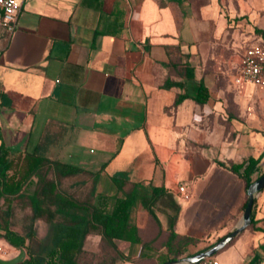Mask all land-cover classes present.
Segmentation results:
<instances>
[{"label": "crops", "instance_id": "1", "mask_svg": "<svg viewBox=\"0 0 264 264\" xmlns=\"http://www.w3.org/2000/svg\"><path fill=\"white\" fill-rule=\"evenodd\" d=\"M18 25L0 33V144L94 172L96 203L123 197L112 177L128 172L141 242L109 240L114 264L166 262L169 227L208 247L236 226L248 188L231 167L264 173V85L233 77L264 42V0H25ZM254 206L221 264H264V187Z\"/></svg>", "mask_w": 264, "mask_h": 264}, {"label": "trees", "instance_id": "2", "mask_svg": "<svg viewBox=\"0 0 264 264\" xmlns=\"http://www.w3.org/2000/svg\"><path fill=\"white\" fill-rule=\"evenodd\" d=\"M260 33L264 38V31ZM207 98L208 92L202 85L197 99L205 102ZM254 163L255 160L251 158L243 170L237 171L231 167V170L245 179L246 188L252 183L250 174ZM51 169L57 175V179L48 177L47 173ZM93 174L94 172L76 165L51 159L41 146L32 151L12 152L4 143L0 144V237H4L17 248L27 249V257L15 264H81V255L85 252L84 241L89 233L102 234L112 242L114 239L141 242L137 226L130 223L131 209L138 197L137 183H133V188L125 196L115 197L112 204L110 197H105L96 203L94 187H91V194L83 201L68 196L59 187V183L65 178L80 177L79 181L83 183L84 175ZM35 177L36 181H34ZM112 179L118 189H122L128 181V172L119 171L113 175ZM31 184L34 185V189L27 192L26 189ZM165 191L164 187L155 186L152 197L145 201L154 215L152 205ZM24 195L28 196L30 201V221L25 231H18L13 228V202L15 196ZM1 200L6 206L5 209L1 207ZM247 201L248 199L244 202L243 208ZM54 205L58 209L73 211L75 220L71 223L57 222L50 243L44 244L37 237L34 224L39 219L53 221L56 216L55 209L52 208ZM254 209L255 206L251 225L257 222ZM169 228L171 229L167 241L169 251L181 248L195 240L190 236H179L172 227ZM200 250L202 249L198 251Z\"/></svg>", "mask_w": 264, "mask_h": 264}, {"label": "rangeland", "instance_id": "3", "mask_svg": "<svg viewBox=\"0 0 264 264\" xmlns=\"http://www.w3.org/2000/svg\"><path fill=\"white\" fill-rule=\"evenodd\" d=\"M257 44H261L264 46V42H260ZM52 159V158H51ZM49 178L57 179V175L51 169L47 173ZM80 178V177H79ZM79 178H65L61 183H59V187L61 191H63L68 196L78 200L83 201L87 198L89 194H91V187L95 188L94 195L96 194L98 187V181L96 176L94 178H88L85 182L81 183ZM84 178V177H83ZM36 178H34V181ZM108 188H110L109 183H105ZM133 184H126L122 189L116 190V194H120L122 196L126 195L132 188ZM34 189V185H30L27 187L26 191L31 192ZM145 192V190H142ZM248 197V195H247ZM166 200H157L152 208L156 209L158 212L164 208V203ZM3 200H1V207L3 209L6 208L5 205L2 204ZM14 216H13V228L18 231H25L26 225L29 224V213L31 211L30 201L28 196H15L14 198ZM146 206V204H145ZM55 209L56 216L53 221H46L43 219H39L35 221V228L37 232V237L44 244H49L52 238V234L54 231L55 224L57 222H66L71 223L74 219V213L70 209H58L55 205L52 206ZM242 209V214L244 212ZM74 214V215H73ZM242 214L240 218L242 217ZM264 221V217L262 218ZM94 235V234H93ZM89 235L86 236L84 243H87V248L85 252L81 255L80 262L81 264H114L115 262V250L113 244L105 238L102 234L96 235L95 239L88 240ZM162 237V235H161ZM209 241V237L199 238L191 241L189 244L185 245L183 248H176L174 252L171 254L173 259H166V261L177 260L183 257L189 256L191 254L196 253L199 249L206 247L207 242ZM37 246V242L35 243ZM157 248V246L155 247ZM0 259H7L5 264H15L17 261L22 260L24 257H27V249L25 247L14 248V247H3L0 244ZM177 251H180L179 254ZM177 256V257H176ZM217 257V254L214 255ZM175 257V258H174ZM1 264V263H0Z\"/></svg>", "mask_w": 264, "mask_h": 264}, {"label": "built area", "instance_id": "4", "mask_svg": "<svg viewBox=\"0 0 264 264\" xmlns=\"http://www.w3.org/2000/svg\"><path fill=\"white\" fill-rule=\"evenodd\" d=\"M25 0H0V33L3 30L14 32ZM234 83L264 85V46L253 44L246 47L240 62V69L233 77ZM178 191L189 198L190 193L184 184ZM196 264H221L216 256L207 257Z\"/></svg>", "mask_w": 264, "mask_h": 264}, {"label": "water", "instance_id": "5", "mask_svg": "<svg viewBox=\"0 0 264 264\" xmlns=\"http://www.w3.org/2000/svg\"><path fill=\"white\" fill-rule=\"evenodd\" d=\"M263 187H264V173L258 179H256L249 185L247 189L248 201L245 206L242 217L240 218L236 226L229 233L222 236L219 240H217L212 245L194 254L183 257L181 259L166 261L162 264H196L197 262L207 257L213 256L219 253L235 237H237L242 231H244L251 224L254 204L258 196V193L263 189Z\"/></svg>", "mask_w": 264, "mask_h": 264}]
</instances>
